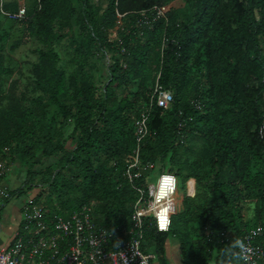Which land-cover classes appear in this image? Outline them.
I'll return each instance as SVG.
<instances>
[{
  "label": "trees",
  "instance_id": "1",
  "mask_svg": "<svg viewBox=\"0 0 264 264\" xmlns=\"http://www.w3.org/2000/svg\"><path fill=\"white\" fill-rule=\"evenodd\" d=\"M182 1V9L153 20L155 7L168 0H108L105 9L93 0H32L26 17L13 20L23 24L24 34L8 49L5 21L12 19L0 11V162L26 172L14 195L43 186L49 213L54 202L63 214L91 205L116 240L127 239L138 193L125 175L126 158L136 147L134 122L149 107L158 79L174 100L170 108L150 110L152 136L141 158L160 170L167 165L178 177L186 170V182L196 179L184 213L201 241L182 242L173 218L168 232L148 220L143 249L153 245L164 261L172 235L180 240L183 264H240L234 245L246 230L264 227V138L258 133L264 120V0ZM19 7L3 1L7 12ZM143 13L153 16L151 25L140 23ZM119 19L129 25L110 40ZM32 38L41 46L32 69L41 94L25 107L4 77L14 72L7 52ZM63 41L74 52L72 72L61 66L56 50ZM99 51L110 57L101 86L85 68L87 55ZM193 135L204 144L191 160L179 150H190ZM137 184L147 188L142 180ZM228 230L235 242L220 241L219 233ZM258 243L264 246V235Z\"/></svg>",
  "mask_w": 264,
  "mask_h": 264
},
{
  "label": "built area",
  "instance_id": "2",
  "mask_svg": "<svg viewBox=\"0 0 264 264\" xmlns=\"http://www.w3.org/2000/svg\"><path fill=\"white\" fill-rule=\"evenodd\" d=\"M0 0V11L12 20L26 17L27 8L20 6L17 12H7ZM167 5L155 7L154 17L146 16L140 23L151 25L153 20L166 18ZM174 100L173 91L165 88L157 79L149 107L134 122L136 147L126 158L125 175L135 185L138 200L133 214L134 230L128 232L125 240H116L115 233L94 217L91 205H83L63 214L57 202L49 213L47 204L39 201L43 186L26 188L25 194L14 195L8 187L0 185V230L3 227L4 210L9 201L19 198L22 204V221L9 246H0V264H156L144 249V235L150 220L159 232H168L178 204L174 195L178 190L179 177L170 172L161 173L156 183L147 184V170H155L153 164L145 165L141 149L152 134L148 128L149 112L153 106L170 108ZM258 133L264 138V120ZM6 170H2L4 175ZM144 181L147 188L140 186ZM186 196H189L188 181ZM56 208V209H55ZM211 241L212 231L204 230ZM264 235V227L257 225L245 231L238 240L243 242V252L239 249L240 264H264V246L258 243ZM232 231L219 233L220 241H232ZM247 259H244V257Z\"/></svg>",
  "mask_w": 264,
  "mask_h": 264
},
{
  "label": "rangeland",
  "instance_id": "3",
  "mask_svg": "<svg viewBox=\"0 0 264 264\" xmlns=\"http://www.w3.org/2000/svg\"><path fill=\"white\" fill-rule=\"evenodd\" d=\"M4 3L17 1L22 6H25L28 9V6L32 0H3ZM76 3V0H74ZM94 3L99 4L103 9L108 6V0H93ZM183 7L182 0H168L167 9L171 10H180ZM129 25V22H126L123 19H119L118 26H116L113 30L110 31L109 38L110 40H117L118 35L121 31H124L123 28H126ZM5 28L11 33V40L8 43L7 49L11 46L14 40L22 38L24 34V26L21 22H15L13 20L5 21ZM76 34L79 39V28L76 27ZM86 42V41H85ZM41 47L37 41L33 38L29 39L28 42L22 46H20L15 51L7 52V65H9L14 71L11 76H5L4 78L8 81L6 84V88H9L12 83L15 84L16 96L22 102L25 107H32L34 105V99L38 97L41 93L35 89V84L33 80V65L38 61V53L37 49ZM57 52L61 57V66L67 70L68 72H72L75 68V63L72 61L73 58V49L70 47L68 41H63L59 45L56 46ZM109 55V54H108ZM85 68L86 70L93 71L95 74L96 84L99 86L103 85L108 81L107 78V68L110 65V57H105L103 52L99 51V53L89 54L86 58ZM96 68V69H95ZM191 148L190 150L186 148H181L179 150L180 154L184 157H188L191 160L198 156L202 146L204 144L202 138L199 135H193L191 138ZM70 143V142H69ZM13 167L7 163V161L0 162V170H6L9 172ZM14 169V168H13ZM168 166H165L164 170H160L159 168H155V170H147L144 172L146 175L145 181L147 184L156 183L158 177L161 173L168 172ZM177 170V167L174 168V171ZM68 177H72V172L68 170L65 171ZM186 170H182V174L179 175V183L178 190L176 196H186L187 184L186 178L187 175ZM4 176L1 177V182ZM190 182V181H189ZM190 187V185H189ZM191 193V192H190ZM193 193V192H192ZM191 193V194H192ZM39 201L42 203H46L49 198V195L46 193H41L39 197ZM180 199V198H179ZM178 199V201H179ZM173 226L177 231L180 240L182 242H191L194 243L197 240L201 241V236L198 234L191 233L192 224L186 221V215L184 213V203L179 201L178 207L176 209V213L173 216ZM197 228V227H196ZM194 228V229H196ZM173 242L177 240L180 243V240L172 237L169 238ZM149 253L154 254V247H151L148 250ZM154 260H157V257L154 256Z\"/></svg>",
  "mask_w": 264,
  "mask_h": 264
},
{
  "label": "crops",
  "instance_id": "4",
  "mask_svg": "<svg viewBox=\"0 0 264 264\" xmlns=\"http://www.w3.org/2000/svg\"><path fill=\"white\" fill-rule=\"evenodd\" d=\"M21 6V4L19 3ZM3 181L0 180V185L8 187L10 190H15L18 187L21 186V184L25 180L26 172L22 171L19 168H14L9 170V172H6L4 175ZM194 179V178H193ZM193 189H194V181H193ZM193 192V191H192ZM191 192V193H192ZM197 192V181L195 179V194ZM194 194V196H195ZM187 197V196H185ZM184 196H182L181 203H184ZM189 197H193L190 196ZM22 204L23 201L19 198H15L14 200H11L8 202L5 210H4V220H3V227L0 230V246H9L15 237V233L19 228V225L22 221ZM253 208L248 207L246 209L245 215L246 218L251 219L253 217ZM171 240L168 239L164 245V261L158 258L156 253L152 254L149 252H146L150 256H152L154 263L156 264H183V252L180 246V243L175 240L173 242H170ZM233 242H235V239L233 237ZM151 247H154L151 245ZM150 245L148 249L150 250ZM154 256L157 257V260H154ZM210 264H215L214 261H212Z\"/></svg>",
  "mask_w": 264,
  "mask_h": 264
},
{
  "label": "bare ground",
  "instance_id": "5",
  "mask_svg": "<svg viewBox=\"0 0 264 264\" xmlns=\"http://www.w3.org/2000/svg\"><path fill=\"white\" fill-rule=\"evenodd\" d=\"M194 180H193V178L188 180V192H189L190 196H194V194H195V183H194V189H193V181ZM189 185H190V187H189ZM192 191H193V193L191 194L190 192H192ZM176 195H177V193L174 195L175 202H176V204H179V201L182 199V196L180 197V196H176ZM178 199H179V201H178Z\"/></svg>",
  "mask_w": 264,
  "mask_h": 264
},
{
  "label": "clouds",
  "instance_id": "6",
  "mask_svg": "<svg viewBox=\"0 0 264 264\" xmlns=\"http://www.w3.org/2000/svg\"><path fill=\"white\" fill-rule=\"evenodd\" d=\"M234 247H238L241 250V252H243V249L245 246H244L243 242L238 241L237 244L234 245ZM244 259H247V257L245 256Z\"/></svg>",
  "mask_w": 264,
  "mask_h": 264
}]
</instances>
